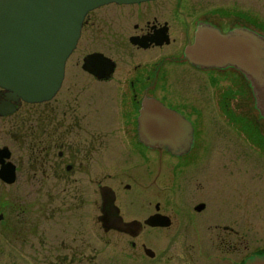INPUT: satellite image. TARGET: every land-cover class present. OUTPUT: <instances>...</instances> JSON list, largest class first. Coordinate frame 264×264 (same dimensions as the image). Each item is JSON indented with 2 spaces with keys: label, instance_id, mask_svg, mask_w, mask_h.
<instances>
[{
  "label": "flooded vegetation",
  "instance_id": "obj_1",
  "mask_svg": "<svg viewBox=\"0 0 264 264\" xmlns=\"http://www.w3.org/2000/svg\"><path fill=\"white\" fill-rule=\"evenodd\" d=\"M231 3L111 2L87 14L55 97L36 103L35 109L27 106L35 103L22 102L12 113L0 115L10 136L21 133L42 184L41 198L35 204L27 200L17 212L6 199L11 252L20 242V252L37 264H91L92 195L100 194L95 205L103 227L99 216L105 186L114 190L124 220L145 222L162 213L172 224L160 201L150 202L151 211L143 219L122 214V189L138 193L141 180L151 178L155 191L153 185L171 181L176 192L195 194L193 217L212 234V264L264 260V238L252 237V226H264V111L256 106L251 82L236 68H202L185 54L204 24L223 32L254 28L264 35V4L254 27L251 2L238 12ZM146 98L161 101L192 123V141L184 154L173 153L170 143L153 148L141 140L139 117ZM211 145L213 167L223 173L205 172L212 167L203 161L211 158ZM9 149L16 180L5 183L14 184L20 167ZM135 204L140 206L137 200ZM185 208L183 218L191 214ZM131 244L137 246L133 239Z\"/></svg>",
  "mask_w": 264,
  "mask_h": 264
},
{
  "label": "water",
  "instance_id": "obj_2",
  "mask_svg": "<svg viewBox=\"0 0 264 264\" xmlns=\"http://www.w3.org/2000/svg\"><path fill=\"white\" fill-rule=\"evenodd\" d=\"M145 0H0V115L16 110L22 102L51 100L59 91L68 58L81 36L87 14L107 3H134ZM195 65L234 67L252 85L258 108L264 111V35L254 28L235 27L227 32L204 24L185 51ZM94 57V56H93ZM88 59H91L89 57ZM139 134L153 148L169 144L172 152L184 154L192 141V123L179 112L155 98L143 101ZM184 144L176 146L175 144ZM8 146L0 148V179L16 180V167ZM100 221L104 229L138 236L147 226H170L168 215L156 213L145 222L126 221L116 205L111 187L101 189ZM200 206H198V209ZM3 214H0V220ZM153 257L155 251L145 246ZM253 264H264V260Z\"/></svg>",
  "mask_w": 264,
  "mask_h": 264
},
{
  "label": "rangeland",
  "instance_id": "obj_3",
  "mask_svg": "<svg viewBox=\"0 0 264 264\" xmlns=\"http://www.w3.org/2000/svg\"><path fill=\"white\" fill-rule=\"evenodd\" d=\"M249 1L251 2L250 5H252L254 21V24L251 25L255 27L256 21H261L264 0H220V3H236L231 6L238 12L240 10L243 11ZM210 2L212 3V0ZM239 76L241 75L237 77ZM1 90L0 88V93ZM27 106L35 109L38 105L35 103ZM5 145L12 149V160L18 163L20 171L18 173V179L14 184H6L0 179V213L2 212L5 215L4 220L0 221V264H37L36 260H27L24 254L20 252V242H15L13 251H10L11 246L7 236V221L10 219L8 211L11 208H8L6 199L10 198L11 203L17 206L14 212L20 210L22 208L21 205H25L27 200H31L30 203L35 204V201L41 198V194L39 193V189L42 187L41 180L39 179V175L36 176L34 169L28 161L30 154L25 149L26 143H24L21 133H15L14 136H10L7 131L6 118L0 117V148ZM212 148L211 145L207 150L209 156L213 155ZM203 161H205V164L207 162L212 163V167L207 168L206 166L205 172H222L220 167H213L215 161L212 157L206 158ZM198 165V163H194L196 170H198ZM149 180H141L142 186L138 193L134 192L135 189L130 191L122 189L120 192L121 202H124L121 205L122 214L127 218L136 217L143 219L151 211L149 207L150 202L153 201V204H155V202L160 201L162 207L172 217L171 226L167 228L145 226L144 230L136 238L114 230L105 231L101 224L97 222V216L100 211L95 203L100 202V194L99 192L93 193V218L91 227L89 228L92 247L91 264H212L208 260L209 253L213 252V241L210 237L212 234L208 232L207 225L203 227L198 222V219L193 217L196 214L194 205L196 204L197 197H195V194L194 196H188V192L186 191L180 190L176 192L174 190L176 187L172 186L171 181L165 182L163 185H158V183L157 185H153V187L157 186L155 191L151 188L152 186L150 184L152 182ZM128 181L130 179L124 178L125 183ZM148 187L149 189H147ZM220 198L222 196L218 198L217 202L219 200L221 201ZM136 200L140 206H137V203L135 204ZM185 207L190 208L191 214L183 218V214L188 210ZM257 216L258 214L254 213V217L257 218ZM61 220L63 221L62 218ZM252 227V237H254V240L264 238V226L254 225ZM132 239L136 241V247L131 244ZM143 244L155 251V257H149L145 254ZM38 264L46 263L43 260L42 263Z\"/></svg>",
  "mask_w": 264,
  "mask_h": 264
}]
</instances>
